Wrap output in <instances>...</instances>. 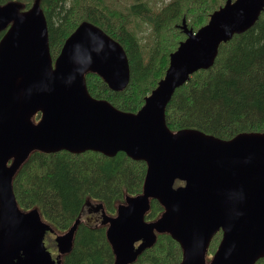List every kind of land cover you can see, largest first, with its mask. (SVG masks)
Wrapping results in <instances>:
<instances>
[{"label":"water","instance_id":"obj_1","mask_svg":"<svg viewBox=\"0 0 264 264\" xmlns=\"http://www.w3.org/2000/svg\"><path fill=\"white\" fill-rule=\"evenodd\" d=\"M263 8L264 0H225L195 32L182 19L185 39L169 54L163 77L142 106L131 113L93 98L84 81L94 72L114 89L127 82L120 44L82 23L53 62L38 0L26 10L16 3L1 6L0 264L58 263L44 246L47 226L37 214L18 208L11 187L33 150L123 152L146 162L142 192L126 197L105 234L114 264L130 262L152 243L154 232L178 242L179 264H255L263 258L264 133L221 139L197 130L173 132L165 122L175 89L210 67L220 44L251 27ZM150 199L159 200L164 210L149 224L144 214ZM218 231L222 237L207 260L208 243ZM137 241L145 243L131 254Z\"/></svg>","mask_w":264,"mask_h":264},{"label":"trees","instance_id":"obj_2","mask_svg":"<svg viewBox=\"0 0 264 264\" xmlns=\"http://www.w3.org/2000/svg\"><path fill=\"white\" fill-rule=\"evenodd\" d=\"M36 0H0L30 8ZM225 0H169L159 9L148 2H131L124 10L107 0H38L46 23L49 53L54 62L68 36L82 23L95 26L120 44L126 57L127 82L110 87L96 73L85 75L88 93L124 112H136L169 65V54L185 39L182 19L195 32ZM138 20L151 29V43L141 47L133 30ZM5 30H0V39ZM40 114L34 116L38 120ZM171 131L197 130L221 139L244 132L264 133V8L248 29L234 34L218 47L212 65L200 69L175 89L165 108ZM147 164L123 152L113 156L86 150L43 152L33 150L12 179V191L22 212L37 211L56 231L73 227L71 247L60 264H113L115 254L104 225L75 222L87 200L101 204L104 213H115L126 197L142 192ZM182 182H177L181 184ZM163 204L150 199L144 220L154 221ZM152 243L140 245L126 264H179L182 249L171 234L154 232ZM222 237L218 231L208 243L212 257ZM205 256V257H206ZM206 258L210 260V258ZM255 264H264V257Z\"/></svg>","mask_w":264,"mask_h":264},{"label":"rangeland","instance_id":"obj_3","mask_svg":"<svg viewBox=\"0 0 264 264\" xmlns=\"http://www.w3.org/2000/svg\"><path fill=\"white\" fill-rule=\"evenodd\" d=\"M134 1H137V0H107L109 5H111L114 8L121 9V10H124V8L126 6H128L131 2H134ZM143 1L148 2L151 6H153L156 9H159L165 3L169 2V0H143ZM69 3H70V0H66V4L68 5ZM148 26H149L148 24L141 23L138 20H134V22H133V30L135 31V33L139 39L141 47L144 48L145 50L151 43V29ZM32 120L34 121V118ZM122 205H125V203L123 202ZM95 206H98V207L100 206L101 209L99 208V211L100 212L103 211L100 203H98L96 201H92V200H87L81 214L79 215V221L80 222L84 221L83 223H89V224L91 223V225H95V224L101 225L99 223V219H98L99 215L96 214V215H98V216H96V215L92 214ZM35 214H37V216L39 217L38 219L42 223L45 222L40 217V215L38 214L37 211ZM93 223H95V224H93ZM52 236H53L52 234L47 235V237L44 239V244H45L46 248L48 250H50V253L52 254V256L55 257L57 255V250H55L56 249L55 245H57V243H54V241H53L54 237H52ZM60 255L61 254L58 253V256H60ZM207 257L208 256H206V258ZM210 257H208V258H210Z\"/></svg>","mask_w":264,"mask_h":264},{"label":"flooded vegetation","instance_id":"obj_4","mask_svg":"<svg viewBox=\"0 0 264 264\" xmlns=\"http://www.w3.org/2000/svg\"><path fill=\"white\" fill-rule=\"evenodd\" d=\"M122 80H123V76H121L119 82H122ZM35 121H37V120H35ZM126 201L127 200H126V196H125V198H124V200L122 202L117 203L116 210H115V213L113 215H107L106 213H104V211L100 212L99 211V208L101 209L100 206L99 207L98 206H95L94 209H93V213L92 214L93 215H96V214L99 215V216L96 215V216H98L99 223L101 225H104L106 227V231H107L110 228V225H112L113 220L117 218L118 210H121V208H123V206H124V205H122L123 202L125 203V206H126ZM31 212L33 214H35V211H31ZM76 221L80 222L79 221V216H78V218H77ZM150 222H152V221H147L146 223H149L150 224ZM44 223L47 226V230L45 232L44 239L47 237V235L52 234L53 235L52 237H54L53 238L54 243H57V245H55L56 246V249L55 250H57V255L55 257H53L52 254L50 253L51 254V257H52L53 260H55V263L57 261L58 262L57 264H60V260H61L62 255L67 250L70 249L72 230L70 228V229H68V230H66L64 232H59V231H56L54 228H52L50 226V224H48L46 222H44ZM87 224H89V223H87ZM93 224H95V223H93ZM89 225H91V223ZM147 239H150V236H148ZM43 242H44V240H43ZM144 243H145V241H137V242H135L133 244V246H132L133 247V250L132 251L130 250L129 252L132 254V252L134 250H136L138 247H140L141 244H144ZM44 246H45V244H44ZM48 251L50 252V250H48ZM58 253H60L61 255L58 256Z\"/></svg>","mask_w":264,"mask_h":264}]
</instances>
